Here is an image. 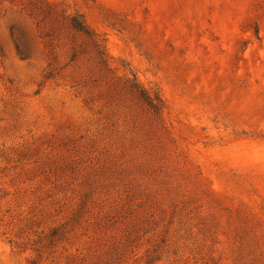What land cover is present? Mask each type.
Instances as JSON below:
<instances>
[{
  "label": "rangeland",
  "instance_id": "obj_1",
  "mask_svg": "<svg viewBox=\"0 0 264 264\" xmlns=\"http://www.w3.org/2000/svg\"><path fill=\"white\" fill-rule=\"evenodd\" d=\"M0 264H264V0H0Z\"/></svg>",
  "mask_w": 264,
  "mask_h": 264
},
{
  "label": "trees",
  "instance_id": "obj_2",
  "mask_svg": "<svg viewBox=\"0 0 264 264\" xmlns=\"http://www.w3.org/2000/svg\"><path fill=\"white\" fill-rule=\"evenodd\" d=\"M71 26L75 31L91 37V33H90L87 25L85 24V22L77 21L76 19H74V20L72 19ZM136 90L139 93V96L141 97V99H143L146 103H148L149 106L151 107V109H153L154 111H156L158 113L160 110V107L162 105V100L158 96H156L155 99H151L147 95L146 92L140 91L138 89H136Z\"/></svg>",
  "mask_w": 264,
  "mask_h": 264
}]
</instances>
